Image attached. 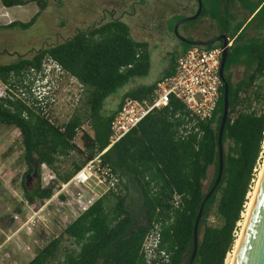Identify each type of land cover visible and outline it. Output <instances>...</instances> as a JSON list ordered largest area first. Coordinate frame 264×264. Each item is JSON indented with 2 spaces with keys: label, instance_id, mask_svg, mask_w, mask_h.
<instances>
[{
  "label": "trees",
  "instance_id": "16d2710c",
  "mask_svg": "<svg viewBox=\"0 0 264 264\" xmlns=\"http://www.w3.org/2000/svg\"><path fill=\"white\" fill-rule=\"evenodd\" d=\"M31 2L39 11L27 23L13 21L0 29H28L47 3V0H0L4 8ZM235 2L246 11L244 20L237 21L231 12ZM201 3L198 19L208 18L230 42L224 65L228 115L221 139L222 175L203 206L192 264H224L234 246L264 140V0H201ZM182 46L154 82L123 93L108 114L102 112L104 100L130 81L147 76L150 69L148 43L134 40L122 21L78 31L61 43L36 51L30 58L0 65V81L8 83L13 77L20 82L18 78L23 71L38 70L41 59L49 56L84 88L83 97L64 123L41 116L20 101L7 102V106L0 103V125L19 132L26 165L21 187L27 204L40 206L54 192V186L40 187V166L48 167L61 183L67 182L108 146L110 122L122 101L148 99L156 83L172 74L176 58L189 48ZM235 67L242 68L243 75L232 83L230 69ZM255 103L261 106L254 108ZM222 104L221 86L211 119L199 124L202 135L199 138L190 135L184 140L176 137L178 123L170 111L183 113L181 104L171 100L166 107L153 110L100 158L102 165L124 178L123 192L104 194L58 231L57 236H48L46 244L26 264H137L140 245L154 222L163 223L161 237L171 252L172 264H186L200 203L217 174ZM84 124L88 131L82 130ZM78 134L81 148L74 143ZM66 161L71 168L60 172V164ZM34 165L37 178L31 186L26 176L33 175ZM209 168H213V176L203 191ZM175 196L179 199L176 205ZM134 207L139 209L140 223L136 221ZM211 214L215 225L208 223Z\"/></svg>",
  "mask_w": 264,
  "mask_h": 264
},
{
  "label": "rangeland",
  "instance_id": "374dc122",
  "mask_svg": "<svg viewBox=\"0 0 264 264\" xmlns=\"http://www.w3.org/2000/svg\"><path fill=\"white\" fill-rule=\"evenodd\" d=\"M139 1H144V3L135 4L137 10L136 16L142 14L141 21L145 23H137L136 16L133 20L132 18L130 20L125 17L119 20L129 27L130 35L134 40L148 43L150 69L147 76L130 81L115 94L108 96L104 100L102 112L108 114L115 109L123 93L140 85L154 82L169 64L171 56H174L172 47L165 43L167 39L162 42L159 41L160 36L158 34L153 32L152 36H148L146 32L148 28H152L153 26L151 16H156L155 12L160 8V2L177 3L181 4V6H186L188 2L193 5L191 0H130V2L124 3L121 2V0H47L45 9L28 29H0V65L10 64L22 58H30L36 51L61 43L71 38L75 32L92 27V24L97 20V17H99L101 10H112L114 17L117 18L123 11H130L127 6L134 5L135 2ZM250 1L255 2L256 0ZM179 8L181 9V7ZM0 9H3L1 3ZM180 9H177L176 11L178 12L175 11L176 13H172L171 11L167 14V16H169L175 13L167 24L168 32L165 35L166 38L173 36L172 26L176 25V23L173 25L175 20L186 18V15L191 11L190 9L180 11ZM9 11L13 17L8 18V20H10L7 21L8 23L11 21L27 23L39 11V8L34 2H31L25 6L12 7L8 10V13ZM231 12L236 16L237 21L244 20L246 17V11L241 9L236 2ZM3 23H5V21L2 20L0 14V27H2L1 24ZM212 24L213 22L208 18H202L200 20L202 29H206ZM143 25L145 26L144 30L142 29ZM150 32H152V30H150ZM249 34H252V31H250ZM212 35L213 32L204 31L200 37L206 39L208 36ZM230 74V81L234 83L242 78L243 69L240 67L231 68ZM65 89L64 87L61 88L58 94L57 104L52 110V118H54V121L57 123L66 122L73 112V107H71V103L64 92ZM70 89L71 92L74 91L72 87H70L69 90ZM260 106L261 105L256 103L253 105L254 108H259ZM82 130L88 131V126L84 124ZM79 136L80 134L76 136L74 143L81 148ZM261 149L262 152L254 170V179L251 181L250 190L253 188L254 181L256 180V171L260 169L262 163L264 140ZM70 168V162L66 161L60 164L59 171H68ZM25 171L26 165L22 159L18 130L14 127L0 125V261H2V264H26L36 254L37 250L41 249L46 244L48 236L52 234L57 236L59 227L53 223L54 220H59L60 224H63L64 221L72 219L70 211L52 209L48 210L44 216H42V222L31 234H27L21 229L28 217L29 209L24 200L21 187V180ZM212 176L213 168H209L207 179L203 183V191L206 190ZM35 181L36 178H33L29 184L32 186ZM133 200L135 201L134 198ZM133 211L136 216V221L139 223L142 222L139 209L134 207ZM208 223L210 225H215L213 214L209 216ZM237 233L238 231L236 234ZM64 245L69 246V243H64ZM26 248H30L31 251L27 253V251H25Z\"/></svg>",
  "mask_w": 264,
  "mask_h": 264
},
{
  "label": "built area",
  "instance_id": "2783aa9c",
  "mask_svg": "<svg viewBox=\"0 0 264 264\" xmlns=\"http://www.w3.org/2000/svg\"><path fill=\"white\" fill-rule=\"evenodd\" d=\"M221 54V45L210 49L191 46L176 58L172 74L156 83L148 99H124L110 122L108 146L87 161L67 182L61 183L54 173L42 164L40 187L44 189L54 186V192L40 206L27 204L28 217L21 229L31 234L48 210H68L71 220L64 221L63 224H60L59 220L53 222L60 231L86 212L104 194L122 193L124 178L112 173L107 165L101 164L102 154L132 131L153 110L166 107L171 100L183 107V113H172L170 109L172 118L178 123L175 127L176 137L184 140L190 135H195L199 138L202 135L199 124L211 119L219 100V90L222 86L219 78ZM18 79L21 81H16L13 77L8 83L0 81V103L7 106V102L20 101L29 109L51 120H55L52 118V110L57 104L61 88H66L64 92L73 109L79 103L84 90L73 76L49 56L41 59L38 70L29 68L23 71ZM70 87L73 92L69 90ZM178 200L175 196L174 205ZM162 226V222L151 224L140 245V262L137 264H172L171 252L162 241ZM25 251L29 253L31 250L26 248Z\"/></svg>",
  "mask_w": 264,
  "mask_h": 264
},
{
  "label": "water",
  "instance_id": "95a60500",
  "mask_svg": "<svg viewBox=\"0 0 264 264\" xmlns=\"http://www.w3.org/2000/svg\"><path fill=\"white\" fill-rule=\"evenodd\" d=\"M197 1H198V8L194 16L183 18L180 21H178L177 24L174 26L175 35L177 34L176 27L178 24L195 20L200 15L202 10V4L200 0ZM179 41L189 47L191 46L206 47L220 42L222 48V54H221V60L219 66V78L221 80L222 88H223V104H222L221 119L218 127V136H217V148H218L217 174L215 181L212 184V187L210 188L209 192L206 194V196L200 203L196 215V219L193 225L192 251L186 263V264H192L197 251V245H198L197 228H198L199 220L201 218L203 206L210 197V195L215 190L222 175L223 147H222L221 139L228 115V83L226 81L224 74V65L227 57V49L230 46V44H229V39L225 35L206 41L204 40L191 41L179 37ZM36 177H37V165H34L33 175L31 176L27 175L26 182H30L31 179L33 178L35 179ZM232 264H264V169L261 176V180L259 182L258 188L256 190L253 199V203L249 211V215L245 222L241 238L238 242Z\"/></svg>",
  "mask_w": 264,
  "mask_h": 264
},
{
  "label": "flooded vegetation",
  "instance_id": "af4514ba",
  "mask_svg": "<svg viewBox=\"0 0 264 264\" xmlns=\"http://www.w3.org/2000/svg\"><path fill=\"white\" fill-rule=\"evenodd\" d=\"M121 2H123V3L124 2H130V0H121ZM191 2H193V5L190 2H188L186 4V6H181V4H177V3L172 4V3H168V2L167 3L160 2V8L155 12L156 16H151V19L153 20V22H152L153 26H152V28H148V30L146 31L148 36H152L153 32L158 34L160 36L159 41L164 42L165 39H167V41L165 43L169 44L172 47L174 52H179L183 48L182 45H185L179 41V37H182L184 39L191 40V41L192 40H196V41L204 40V41H206V40H211V39H214V38H217V37L224 35L219 31V29L214 25V23L211 26H208L206 29H204V28L202 29L200 26V20L201 19H198L200 16L199 15L195 20H192V21H189L186 23H182V24H178L176 27V33H177L176 35L174 34V26H172L173 27L172 28V35L173 36L166 38L165 35L168 32L167 31L168 30L167 24L169 23V21L173 17V15L176 12H178L176 10L180 9L179 7H181L180 11L181 10L186 11L188 9L191 10L189 13L190 15L189 14L186 15V18L194 16V14L196 13L197 8H198V1L197 0H191ZM143 3H144V1H139V2H135L134 5H129V6L125 5V6H127V8L130 11H127V12L123 11L120 14V16L117 18L114 17L112 10H106V9L101 10L99 17H97V20L92 24L93 26L88 28V29H92L93 27H99L100 25H103L109 21H118L120 18H124V17L128 18L130 20L132 18V20H133L136 16V12H137L135 4H143ZM171 11H172V13L175 11L176 12L172 15L167 16V14H169ZM142 16H143L142 14H138V16H136V19H137L136 22L137 23H139V22L145 23V22L141 21ZM181 19H183V18L176 19L175 22L173 23V25H175V23L177 24V22L180 21ZM88 29H85L83 31H86ZM142 29L143 30L145 29L144 25L142 26ZM150 30H152V32H150ZM204 31L205 32L211 31V32H213V35L208 36L206 39H203L200 36H202V33ZM216 45H220V42L217 43Z\"/></svg>",
  "mask_w": 264,
  "mask_h": 264
},
{
  "label": "bare ground",
  "instance_id": "6f19581e",
  "mask_svg": "<svg viewBox=\"0 0 264 264\" xmlns=\"http://www.w3.org/2000/svg\"><path fill=\"white\" fill-rule=\"evenodd\" d=\"M83 92H84V90H83ZM263 169H264V153L262 156V163H261L260 169L256 171V180L254 181L253 188H251L250 192L247 194V202L244 206V211L241 215V221L238 223V229L239 230H238V233L236 234L234 246H233L231 252L227 255V258L225 260V264H232V262H233V258L235 256V251H236L238 242L241 238L243 228H244L245 222L247 220V217L249 215V211H250L251 205L253 203V199H254L256 190H257L259 182L261 180Z\"/></svg>",
  "mask_w": 264,
  "mask_h": 264
},
{
  "label": "crops",
  "instance_id": "0c3cea01",
  "mask_svg": "<svg viewBox=\"0 0 264 264\" xmlns=\"http://www.w3.org/2000/svg\"><path fill=\"white\" fill-rule=\"evenodd\" d=\"M2 6V5H1ZM2 8L4 9H0V14H1V16H2V20L3 21H5V23H3V24H1L2 25V27H4V26H7L9 23H11V22H7V21H10V20H8V18L9 17H13L11 14H10V11H9V13H8V10L10 9V8H4L3 6H2ZM6 10V11H5ZM5 29V28H4ZM168 66V65H167ZM167 66H166V68H167Z\"/></svg>",
  "mask_w": 264,
  "mask_h": 264
},
{
  "label": "clouds",
  "instance_id": "9594fccd",
  "mask_svg": "<svg viewBox=\"0 0 264 264\" xmlns=\"http://www.w3.org/2000/svg\"><path fill=\"white\" fill-rule=\"evenodd\" d=\"M37 178V177H36ZM46 237V236H45Z\"/></svg>",
  "mask_w": 264,
  "mask_h": 264
}]
</instances>
